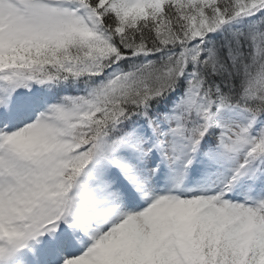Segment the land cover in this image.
I'll return each mask as SVG.
<instances>
[{
	"label": "snow or ice",
	"instance_id": "snow-or-ice-1",
	"mask_svg": "<svg viewBox=\"0 0 264 264\" xmlns=\"http://www.w3.org/2000/svg\"><path fill=\"white\" fill-rule=\"evenodd\" d=\"M0 264H264V0H0Z\"/></svg>",
	"mask_w": 264,
	"mask_h": 264
}]
</instances>
